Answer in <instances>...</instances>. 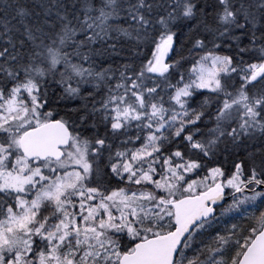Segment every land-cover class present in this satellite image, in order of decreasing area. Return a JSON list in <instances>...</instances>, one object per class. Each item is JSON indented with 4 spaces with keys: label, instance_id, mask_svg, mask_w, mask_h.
<instances>
[{
    "label": "snow or ice",
    "instance_id": "1",
    "mask_svg": "<svg viewBox=\"0 0 264 264\" xmlns=\"http://www.w3.org/2000/svg\"><path fill=\"white\" fill-rule=\"evenodd\" d=\"M0 264H264V0H0Z\"/></svg>",
    "mask_w": 264,
    "mask_h": 264
}]
</instances>
